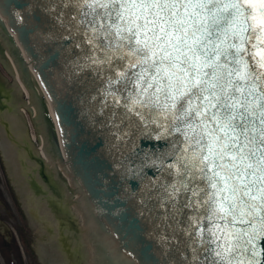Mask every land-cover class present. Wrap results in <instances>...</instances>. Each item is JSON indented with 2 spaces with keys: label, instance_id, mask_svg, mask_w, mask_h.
Here are the masks:
<instances>
[{
  "label": "snow or ice",
  "instance_id": "1",
  "mask_svg": "<svg viewBox=\"0 0 264 264\" xmlns=\"http://www.w3.org/2000/svg\"><path fill=\"white\" fill-rule=\"evenodd\" d=\"M36 2L113 147L163 145L128 172L169 264H264V0Z\"/></svg>",
  "mask_w": 264,
  "mask_h": 264
},
{
  "label": "water",
  "instance_id": "2",
  "mask_svg": "<svg viewBox=\"0 0 264 264\" xmlns=\"http://www.w3.org/2000/svg\"><path fill=\"white\" fill-rule=\"evenodd\" d=\"M0 12L11 16L10 22L15 26L13 35L22 40L24 45H19L28 59L30 54L36 61L30 60L35 78L31 77V85L38 94L44 90L51 112L55 104L60 115L61 134L63 132L67 136V148L72 154L71 157L69 153L67 160L69 170L75 172L74 185L78 191L83 188L79 193L85 201V212L78 214L85 234L95 236L100 264H108L103 247L117 259L116 264H135L136 261L122 251L124 246H132L141 252L143 264H169L176 254L164 255L157 220L140 203V188L146 181L128 172L129 167L135 168L141 163L140 157L144 153L156 151L163 145L133 137L127 144H121L117 151L113 147L115 138L110 135V129L102 126L103 118L94 115L88 101L82 98V89L68 79V61L72 57L65 49L67 42L57 38L58 32L52 27L54 21L37 6L36 0H0ZM3 42L9 52L12 48L10 40L3 39ZM23 81L27 83L24 78ZM56 119L59 127L58 115ZM62 145L66 150L64 142ZM134 150L139 156L133 155ZM65 171L71 179L66 168ZM144 171L148 176L155 175L154 169L145 168ZM80 179L84 186L80 187ZM87 193L92 196H87ZM98 214L105 217V221L109 220L117 231L115 237L102 234Z\"/></svg>",
  "mask_w": 264,
  "mask_h": 264
},
{
  "label": "flooded vegetation",
  "instance_id": "3",
  "mask_svg": "<svg viewBox=\"0 0 264 264\" xmlns=\"http://www.w3.org/2000/svg\"><path fill=\"white\" fill-rule=\"evenodd\" d=\"M6 97L9 98V93L2 91L0 83L1 116L14 109L9 106ZM19 110L21 112L22 108ZM24 119L22 117L19 120L22 126L19 132L6 117H0V125L6 130L5 135L15 150L25 152L31 159L40 161L38 170L43 181L39 183L32 178L31 187L28 188L32 191V197H44V206L49 216L41 214L38 205L34 204V208L33 205L25 204V197L5 163L2 148L4 135L0 129V264H57L58 261H64V258L69 264H80L85 257L84 241L80 237V225L72 211V202L66 196L68 188L55 181L52 173L48 174L50 172L45 170L43 161L36 153H41L42 141L39 136L34 138L32 134L22 133ZM47 192L50 193L49 196ZM27 200L26 197V202ZM53 223H57L58 230L50 225ZM43 247L49 249L47 256L43 254Z\"/></svg>",
  "mask_w": 264,
  "mask_h": 264
},
{
  "label": "bare ground",
  "instance_id": "4",
  "mask_svg": "<svg viewBox=\"0 0 264 264\" xmlns=\"http://www.w3.org/2000/svg\"><path fill=\"white\" fill-rule=\"evenodd\" d=\"M11 52H12V48L8 52V55H9L11 61H12V64L14 65V67L16 69L17 77L19 79V82H20L23 90L26 91V93L28 94V96H31L30 91L31 90L32 91L33 90L36 91V89L33 87V85H29L28 83H25L23 81V77H22V73L20 71L19 64L16 62V59L13 57ZM29 108L31 109V112H33L35 117L39 116L38 115V104L37 103H32ZM18 112L20 113V111H18ZM9 117L11 119L12 125L14 126V129H17L18 132H19V129L22 128V126H21V124L19 122V120H22L21 115L18 116L15 113V114L9 115ZM41 130H42V137H43V139L45 141L46 140L45 132H44L45 128L42 126ZM2 148H3V151H4L5 155H6L7 162L10 165L12 176H14V178H15L14 179L15 182L20 187H23L22 185H24V181H25L24 174L26 173V171L22 170L20 160L22 158H24V157H27V154L25 152H21L20 153L18 151H15L14 148L12 147L11 143L9 142L8 138L5 135H4L3 141H2ZM46 158L49 161L53 162L54 165L56 164L57 166H59L61 168V170L66 174L64 166L63 165H59L56 160H53L51 155L46 154ZM30 165L34 166L35 164L31 163ZM23 190H25V187H23ZM25 197L28 198L27 205H33L34 206L33 203H36L39 206L41 214H43L44 216H49V213L45 209L44 203L42 201H40V200H38V199L32 197L31 195H28V194L25 195ZM34 208H36V207L34 206ZM76 209H77L78 213L85 212V201L81 198V196H79L78 199H76ZM37 211H39V210L37 209ZM50 225L53 228H55L56 230H58L57 223H53V224H50ZM41 229H45V227H41ZM86 236L89 239V244H90V247L92 248V253H91V256H90L89 260L92 261V264H100L95 236L88 235V234H86ZM43 254H44V256H47L49 254L48 247H43ZM83 254L86 257V254L85 253H83ZM57 264H69V262H67V260L64 258V261H58Z\"/></svg>",
  "mask_w": 264,
  "mask_h": 264
},
{
  "label": "rangeland",
  "instance_id": "5",
  "mask_svg": "<svg viewBox=\"0 0 264 264\" xmlns=\"http://www.w3.org/2000/svg\"><path fill=\"white\" fill-rule=\"evenodd\" d=\"M10 78H11V76H10ZM31 102H33V99H31Z\"/></svg>",
  "mask_w": 264,
  "mask_h": 264
}]
</instances>
